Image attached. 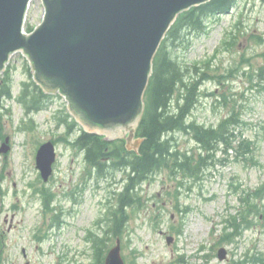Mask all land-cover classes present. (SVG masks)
Wrapping results in <instances>:
<instances>
[{
  "label": "rangeland",
  "instance_id": "obj_1",
  "mask_svg": "<svg viewBox=\"0 0 264 264\" xmlns=\"http://www.w3.org/2000/svg\"><path fill=\"white\" fill-rule=\"evenodd\" d=\"M42 12L40 1L32 0L25 23L39 22ZM206 21L205 32L189 34L171 51L180 64L212 75L201 84L191 117L216 125L236 105L241 123L234 133L253 140L258 165L217 152L197 178L157 171L141 184L137 207L127 209L120 237L125 264H232L256 254L264 264V196L254 200L258 211L248 214V228L225 239L233 231L227 219L243 207L239 196L264 182V76L257 75L264 64V0H237L228 14ZM24 59L17 51L8 60L13 96L21 80L28 79ZM5 108L0 147L5 140L9 147L0 154V264H95L87 237L101 234L109 224L124 174L86 175L83 152L70 143L79 129L67 135L63 124L57 125L56 117L67 114L62 95H53L46 108L28 115L15 97L5 101ZM172 137L181 151L197 153L189 136ZM47 140L54 142L56 158L43 181L35 158ZM221 248L222 259L217 256Z\"/></svg>",
  "mask_w": 264,
  "mask_h": 264
},
{
  "label": "water",
  "instance_id": "obj_2",
  "mask_svg": "<svg viewBox=\"0 0 264 264\" xmlns=\"http://www.w3.org/2000/svg\"><path fill=\"white\" fill-rule=\"evenodd\" d=\"M28 1L0 0V71L9 54L22 49L35 82L64 95L83 129L109 139L126 131L129 143L161 39L181 11L208 0H42L43 19L26 35L21 26ZM5 142L0 153L8 149ZM54 158L52 142L38 147L44 180ZM218 256L224 258L222 248ZM104 264H124L118 238Z\"/></svg>",
  "mask_w": 264,
  "mask_h": 264
},
{
  "label": "trees",
  "instance_id": "obj_3",
  "mask_svg": "<svg viewBox=\"0 0 264 264\" xmlns=\"http://www.w3.org/2000/svg\"><path fill=\"white\" fill-rule=\"evenodd\" d=\"M236 2L237 0H209L192 6L181 12L167 30L154 55L152 73L145 90V108L136 130V136L142 138L138 152L125 150L118 140H104L102 136L85 132L83 129L78 136L70 140L71 145L83 152V160L87 164L85 173L89 178H107L108 174L118 171L124 174L123 187L116 193L115 207L109 210V224L101 228V234L92 233L88 237L95 264H102L109 243L116 237H121L123 225L128 221L127 209L137 207L141 184L157 171L167 169L169 174L180 173L184 177L197 178L214 163L217 152H231L236 159L257 165L256 145L251 139L239 138L234 133L241 123L240 110L236 105H233L231 113L221 117L216 125L207 126L191 117V112L202 93L200 86L212 75L206 74L196 65H182L171 55V51L181 46L189 34L205 32L206 18L228 14ZM24 70L28 79L21 81V90L16 96L12 94L10 67L0 77V119L9 111L5 108V101L10 98L17 99L26 115L46 108L50 101L51 95L44 94L41 87L32 81V73L27 64ZM257 75L264 76V64L259 66ZM56 118L57 125L63 124L67 130L66 134L69 135L73 127L72 122L69 123L68 118L63 115ZM175 133L189 136L198 147L197 153L181 151L173 143L172 135ZM261 189L255 190L251 197L248 194L241 198L246 203L245 208L237 212L232 222H228L227 226L233 231L226 233L225 239L231 241L237 234L240 235L243 229L248 228V214H256L258 211V204L254 199L264 196ZM44 197L42 199L47 207L48 200ZM260 260L262 258L258 254L250 257L252 263L258 264ZM174 263L183 264L178 260ZM239 263L241 264L240 261Z\"/></svg>",
  "mask_w": 264,
  "mask_h": 264
}]
</instances>
